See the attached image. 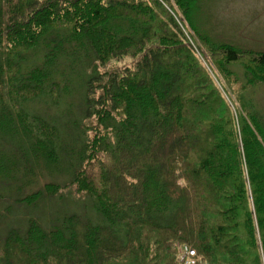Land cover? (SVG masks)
<instances>
[{"label": "trees", "instance_id": "16d2710c", "mask_svg": "<svg viewBox=\"0 0 264 264\" xmlns=\"http://www.w3.org/2000/svg\"><path fill=\"white\" fill-rule=\"evenodd\" d=\"M197 1L0 0V185L19 198L34 157L68 170L100 220L72 214L47 232L32 219L9 233L3 264H179L183 245L209 264H264V117L245 99L264 84V52L213 41ZM62 68L89 74L68 160L58 122L26 109L63 103Z\"/></svg>", "mask_w": 264, "mask_h": 264}, {"label": "rangeland", "instance_id": "374dc122", "mask_svg": "<svg viewBox=\"0 0 264 264\" xmlns=\"http://www.w3.org/2000/svg\"><path fill=\"white\" fill-rule=\"evenodd\" d=\"M201 30L213 41L227 43L242 50L264 52V0H198L196 4V15L194 16ZM41 64L38 56L30 58L26 69L36 67ZM124 65V64H123ZM231 71L239 78V84L235 87L236 92L246 83L245 70L241 64L230 66ZM78 70L84 71V66H79ZM72 70L64 69L57 74L60 80H68V89L62 90L63 103L56 107L47 105V101L30 103L26 109L31 114H39L47 120L58 122L60 126L59 145L72 143L65 147L64 159L68 160V153L75 149L74 140L79 134L73 131L72 121L81 123L79 115L86 102L87 87L85 80L89 74L85 73L83 79L77 83L76 75L70 76ZM239 89V90H238ZM66 92V94L64 93ZM245 99L249 102L252 110L260 112L264 117V84H258L246 91ZM46 102V103H45ZM66 132V133H65ZM86 137V133L82 131ZM74 144V147H73ZM79 146V145H77ZM67 152V153H66ZM23 166L35 168L31 174V179H23L25 189L16 198L4 185H0V251L5 248L6 240L11 231H18L25 235L28 230L30 220L35 219L47 232L51 231L62 220L72 214L79 215L82 219L91 220L92 223H99L92 200L75 191L71 185L70 173L66 169L60 172L51 173L41 160L34 157L23 159ZM24 171V170H22ZM58 183L63 186L62 192L55 198L41 202L37 206H27L23 203H16V199L27 197L30 192H35L44 187L47 183ZM29 185V186H28ZM17 187L23 186L22 182L16 184ZM28 186V188H27ZM15 188V187H14ZM21 188V187H20ZM0 264L3 262L0 260Z\"/></svg>", "mask_w": 264, "mask_h": 264}, {"label": "built area", "instance_id": "2783aa9c", "mask_svg": "<svg viewBox=\"0 0 264 264\" xmlns=\"http://www.w3.org/2000/svg\"><path fill=\"white\" fill-rule=\"evenodd\" d=\"M179 264H209L204 256L189 245H183L178 253Z\"/></svg>", "mask_w": 264, "mask_h": 264}]
</instances>
